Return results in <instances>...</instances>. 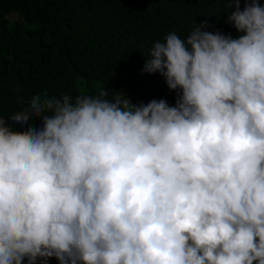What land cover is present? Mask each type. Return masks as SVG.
I'll return each instance as SVG.
<instances>
[{"label":"clouds","instance_id":"obj_1","mask_svg":"<svg viewBox=\"0 0 264 264\" xmlns=\"http://www.w3.org/2000/svg\"><path fill=\"white\" fill-rule=\"evenodd\" d=\"M227 3L238 38L205 22L151 48L175 107L104 91L0 114V264H264V6Z\"/></svg>","mask_w":264,"mask_h":264},{"label":"trees","instance_id":"obj_2","mask_svg":"<svg viewBox=\"0 0 264 264\" xmlns=\"http://www.w3.org/2000/svg\"><path fill=\"white\" fill-rule=\"evenodd\" d=\"M232 10L227 0H0V114L27 110L35 96L104 91L109 100L121 93L129 105L164 100L175 107L178 93L159 73L144 71L151 48L173 32L186 40L205 22L211 25L205 31L238 38L226 22ZM32 124L43 126L41 119Z\"/></svg>","mask_w":264,"mask_h":264},{"label":"rangeland","instance_id":"obj_3","mask_svg":"<svg viewBox=\"0 0 264 264\" xmlns=\"http://www.w3.org/2000/svg\"><path fill=\"white\" fill-rule=\"evenodd\" d=\"M15 17H16V15H14V14L10 15V18H12V19H15Z\"/></svg>","mask_w":264,"mask_h":264}]
</instances>
